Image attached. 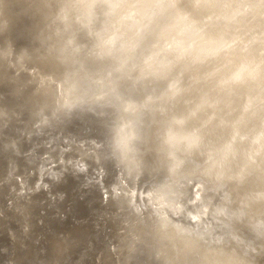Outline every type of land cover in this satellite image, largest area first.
Instances as JSON below:
<instances>
[{"label":"rangeland","instance_id":"1","mask_svg":"<svg viewBox=\"0 0 264 264\" xmlns=\"http://www.w3.org/2000/svg\"><path fill=\"white\" fill-rule=\"evenodd\" d=\"M251 1L0 0V264H264V101L244 119L264 97V0ZM84 84L134 104L114 174L55 141ZM93 116L108 127L105 108Z\"/></svg>","mask_w":264,"mask_h":264},{"label":"bare ground","instance_id":"2","mask_svg":"<svg viewBox=\"0 0 264 264\" xmlns=\"http://www.w3.org/2000/svg\"><path fill=\"white\" fill-rule=\"evenodd\" d=\"M261 1V0H259ZM260 3V2H259ZM264 1L261 3L263 4ZM255 4V0H252L250 2V4L246 5V10L249 9L250 7L252 8V5ZM127 8V7H126ZM264 9V8H263ZM126 10V12L124 11L125 15L127 14H131L130 9H124ZM179 12V11H178ZM184 12V10L182 11ZM225 15V14H224ZM264 15V11L263 14ZM219 18H221L220 15H218ZM223 17V15H222ZM2 32V31H1ZM253 44H257L260 43L259 41L264 40V36H254L253 38ZM112 42V41H110ZM178 42V41H177ZM204 60L201 59L200 62H203ZM197 63V62H196ZM89 68H87V71L89 73H93L95 71H99L100 74H105L106 72L103 73V71L101 70L100 64L97 63H88ZM80 70L79 68H74L69 79H68V86L73 90V94L76 93L78 94V91L80 90V85H76V81L79 80L81 78L80 75H78L77 71ZM203 70V69H202ZM128 73L127 70H123V74ZM104 75V76H105ZM108 75V74H107ZM102 77V76H101ZM99 83V80H96L95 78L91 79V83ZM103 80V78L101 79ZM100 80V81H101ZM213 82V81H212ZM91 85V84H90ZM89 85V88H90ZM82 86V85H81ZM79 88V89H78ZM88 87H86V85L84 84V86L82 87L80 94L78 96H76V99H74L75 101H73L71 103V109L69 114L63 118V123H61L62 125L60 126L61 129V134L59 135L61 138H57L55 139V141H57V143L61 144V142H63L64 140V144H63V148L64 151H66L67 147H69V149L71 150V147L73 145L76 146V148L84 155H89L91 152H98L103 154L106 158H110V162H111V166L109 167V171L107 172L108 175L109 174H114L119 167L120 164V157L119 154L120 152L123 150V143L121 142V147H117V140L119 139L120 136V129L123 126V123L130 117V110L133 108L134 104L129 102H118V101H114L113 103L108 102L107 100H104L103 98L100 97V93L98 95H96V93H93L91 91V89L89 90ZM3 90V89H2ZM17 90V89H16ZM138 93V97H139ZM146 94V93H145ZM257 95L258 97H256V102L254 101H250L248 103V105L246 106V113L247 115L244 117V119L249 118L250 116L254 115V113H250V109L255 108L256 110H258V107L260 106V104L264 101V97L262 96V93L259 92V90L254 94ZM56 96V95H55ZM144 97V95H143ZM142 97V98H143ZM73 98V97H72ZM137 98V97H136ZM141 98V97H140ZM141 98V99H142ZM137 99H133L132 101L135 103ZM262 101V102H260ZM182 102V101H181ZM260 102V103H258ZM109 103V104H108ZM6 104V103H5ZM130 104V105H128ZM250 104V105H249ZM31 107V106H30ZM33 108V107H32ZM100 108H105L106 109V113H107V117H108V127L102 128V126H100L101 123V117L97 118L94 117L93 114L95 111L99 110ZM264 110V105L263 108L260 112H262ZM1 112V111H0ZM17 117V116H16ZM80 123L77 124L78 119H80ZM14 118V117H13ZM263 120H264V116H262ZM187 119V118H186ZM15 120V119H14ZM192 124V123H191ZM13 125H15L13 123ZM24 125V124H23ZM203 126L200 127V125L198 126V128L192 129V136L189 137L188 140L192 141L191 144H188L192 147L198 146L200 144V136H201V132L205 133V125L202 124ZM38 126V125H37ZM25 128V127H24ZM23 128V129H24ZM18 129V128H17ZM26 129V128H25ZM11 130V129H10ZM36 130V129H35ZM253 130V128H251V131ZM59 130L57 129V132ZM36 133V132H35ZM248 133V132H247ZM203 134V133H202ZM32 135V134H31ZM30 135V136H31ZM195 136V137H194ZM248 137V134H243L241 136H239L235 142H241L243 140H246V138ZM36 138V137H35ZM222 138V137H221ZM63 139V140H62ZM224 139V138H223ZM222 140V139H221ZM74 147V146H73ZM218 147V146H217ZM179 148V147H178ZM61 150V148H60ZM73 150V149H72ZM177 150V149H174ZM56 153H62L61 152H56ZM55 153V154H56ZM60 155V154H59ZM58 155V156H59ZM57 157V154H56ZM60 157V156H59ZM57 157V158H59ZM62 158L64 157L63 155L61 156ZM60 157V158H61ZM261 157V156H259ZM61 158V159H62ZM264 158V157H263ZM67 159V158H66ZM66 159L64 160H60V161H66ZM73 159V158H72ZM196 160V159H195ZM59 161V159L57 160ZM262 161V160H261ZM211 160H209V163L206 162V166L200 168L199 170H193L192 173L194 174H203V173H207L211 170L212 165H211ZM263 162V161H262ZM60 163V162H59ZM102 163V162H101ZM64 164V162H63ZM68 164L67 162H65V165ZM107 166V165H106ZM91 167V166H90ZM93 167V166H92ZM263 167V166H262ZM93 168H89V170H92ZM95 169V168H94ZM102 170V169H101ZM100 170V171H101ZM98 171V169H97ZM99 171V174H100ZM8 174V173H7ZM99 176V175H98ZM199 178V177H198ZM201 179V178H200ZM203 179V178H202ZM89 179H85L84 182L88 181ZM226 180V179H225ZM224 182V181H223ZM97 184V183H95ZM206 188V187H203ZM99 189V193L97 194H101V190L100 187ZM211 189V188H210ZM234 189V188H233ZM237 189V188H236ZM235 189V190H236ZM235 198V197H234ZM218 200V199H217ZM227 200V199H226ZM231 205V204H230ZM235 205V204H234ZM17 206V205H16ZM199 206V205H198ZM227 207V206H226ZM218 208V207H217ZM220 210V209H219ZM151 212V211H150ZM159 214V213H158ZM248 215V214H247ZM94 218V217H93ZM237 218V217H236ZM27 221V220H26ZM47 221V220H46ZM243 221V220H242ZM28 222V221H27ZM251 222V221H250ZM226 224V223H225ZM238 224V223H237ZM252 224V223H251ZM82 225H84V222L82 223ZM107 223L106 222H102L101 226L104 227L103 230H105L107 228ZM218 225V223H217ZM224 225V222H223ZM234 225V224H233ZM250 224H248L249 227ZM241 226V225H240ZM235 227V226H234ZM72 226H69V231H71L70 233H73V228ZM226 228V227H225ZM243 229V228H242ZM250 229V228H249ZM25 230V229H24ZM237 230V227H236ZM235 230V233H236ZM121 231V229H120ZM227 231V230H226ZM238 231V230H237ZM240 231V229H239ZM248 231V230H247ZM252 231V230H251ZM24 232V231H23ZM241 232V231H240ZM246 232V231H245ZM238 233V232H237ZM135 234V233H134ZM229 234H231L229 232ZM241 234V233H240ZM246 234V233H245ZM249 234V233H248ZM239 235V234H238ZM224 236V235H223ZM226 236V235H225ZM224 236V237H225ZM234 236V235H233ZM237 236V235H236ZM251 236V235H250ZM231 237V236H230ZM235 237V236H234ZM49 238V237H48ZM233 238V237H232ZM244 238V237H243ZM247 238V237H246ZM243 240V239H242ZM246 240V239H245ZM248 240V238H247ZM249 242V241H248ZM258 242V240H257ZM245 242H243L244 244ZM262 243V242H261ZM249 244V243H248ZM246 245V243H245ZM259 245V244H258ZM248 246V245H246ZM249 249H251V244L249 245ZM173 254V253H172ZM184 254V253H183ZM182 255V253H181ZM188 256V255H187ZM169 257V256H168ZM184 257V256H183ZM189 257V256H188ZM212 257V256H211ZM170 258V257H169ZM98 259V257H97ZM175 259V258H174ZM181 260V259H180ZM180 260L178 263H180ZM177 261V259H176ZM188 261V260H187ZM193 261V260H192ZM186 262V260L184 261ZM211 262V261H210ZM124 263V262H122ZM172 263V262H171ZM212 263V262H211ZM177 264V263H176ZM186 264V263H184ZM188 264V263H187Z\"/></svg>","mask_w":264,"mask_h":264},{"label":"clouds","instance_id":"3","mask_svg":"<svg viewBox=\"0 0 264 264\" xmlns=\"http://www.w3.org/2000/svg\"><path fill=\"white\" fill-rule=\"evenodd\" d=\"M117 147H118V148L121 147V142H120L119 139L117 140Z\"/></svg>","mask_w":264,"mask_h":264}]
</instances>
